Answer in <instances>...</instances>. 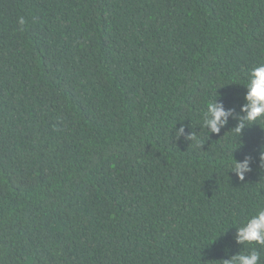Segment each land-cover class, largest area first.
<instances>
[{
  "label": "trees",
  "instance_id": "1",
  "mask_svg": "<svg viewBox=\"0 0 264 264\" xmlns=\"http://www.w3.org/2000/svg\"><path fill=\"white\" fill-rule=\"evenodd\" d=\"M260 63L264 0H0V264H264V120L232 132Z\"/></svg>",
  "mask_w": 264,
  "mask_h": 264
},
{
  "label": "clouds",
  "instance_id": "2",
  "mask_svg": "<svg viewBox=\"0 0 264 264\" xmlns=\"http://www.w3.org/2000/svg\"><path fill=\"white\" fill-rule=\"evenodd\" d=\"M18 23L23 25L24 19H18ZM246 93L244 96L245 103L241 106L242 116H238V123L232 132L238 136L246 126L257 124V121L264 120V63L254 66L249 72L248 82L245 85ZM232 115L231 110L226 111L222 104L210 100L206 105L203 115L202 126L206 127L211 134H218L220 129L227 124L228 117ZM184 134L183 126L176 130V139ZM187 140H195L194 133L189 132L185 136ZM233 163L230 172L235 173L237 180L244 181L245 174L250 172V158L245 157L237 161L232 157ZM261 165L264 166V153L260 156ZM236 242L246 244L255 242L257 245L264 246V208L258 210L238 227L236 230ZM260 254L252 250L247 254H236L223 264H259Z\"/></svg>",
  "mask_w": 264,
  "mask_h": 264
}]
</instances>
